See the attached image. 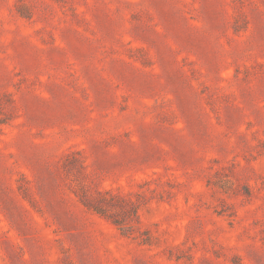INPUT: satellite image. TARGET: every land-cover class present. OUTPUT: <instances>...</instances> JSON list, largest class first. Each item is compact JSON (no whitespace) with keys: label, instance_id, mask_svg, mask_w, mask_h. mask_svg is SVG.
Segmentation results:
<instances>
[{"label":"rangeland","instance_id":"rangeland-1","mask_svg":"<svg viewBox=\"0 0 264 264\" xmlns=\"http://www.w3.org/2000/svg\"><path fill=\"white\" fill-rule=\"evenodd\" d=\"M0 264H264V0H0Z\"/></svg>","mask_w":264,"mask_h":264}]
</instances>
